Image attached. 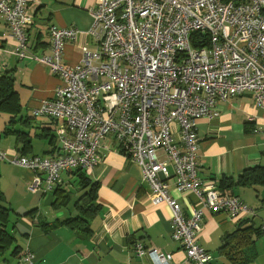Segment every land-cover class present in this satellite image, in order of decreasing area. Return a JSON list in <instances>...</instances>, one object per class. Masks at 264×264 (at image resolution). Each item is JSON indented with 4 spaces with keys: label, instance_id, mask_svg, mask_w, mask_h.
I'll return each mask as SVG.
<instances>
[{
    "label": "built area",
    "instance_id": "1",
    "mask_svg": "<svg viewBox=\"0 0 264 264\" xmlns=\"http://www.w3.org/2000/svg\"><path fill=\"white\" fill-rule=\"evenodd\" d=\"M96 39L80 46L81 62H61L66 41L76 27H49V54L30 50L26 29L32 21L27 0H0V16L13 38L15 54L45 65L61 80L53 97L35 115L66 118L56 131L60 146L52 156L27 157L0 149V159L32 172L29 192H51L62 173L90 169L101 159V142L142 167L149 194L172 211L171 238L184 253L182 264H210L199 243L206 210L231 217L253 213L238 196L198 175L197 122L218 114L216 104L245 91L264 101V0H96L90 9ZM199 41V42H198ZM201 46H194L195 44ZM174 171L180 193L192 192L189 215L163 179ZM137 264H180L173 254L134 244ZM20 264H36L24 248Z\"/></svg>",
    "mask_w": 264,
    "mask_h": 264
},
{
    "label": "crops",
    "instance_id": "2",
    "mask_svg": "<svg viewBox=\"0 0 264 264\" xmlns=\"http://www.w3.org/2000/svg\"><path fill=\"white\" fill-rule=\"evenodd\" d=\"M95 6L96 0H27V11L32 16L26 29L31 52L50 53L51 25L73 26L81 33L76 40L66 41L61 62L66 66L79 64L80 46L93 48L97 43L88 33L93 22L90 9ZM15 44L0 16V74L7 69L14 70V87L21 104L14 129L25 133L31 143L30 151L23 155L52 156L60 146L56 131L65 128L67 120L35 115L34 110L43 100L54 96L61 80L45 65L16 56ZM216 110L215 117L201 118L197 122L198 175L204 180H214L218 188L224 177H230L234 185L228 189L248 206L258 207L255 216L243 212L231 217L221 211H205L198 241L211 254L210 264H229L219 252L224 233L231 232L242 221H253L255 226L256 220H259L258 226L264 222V203L261 202L264 187L235 184L245 169L264 166V101L259 104L252 91H245L219 100ZM9 118L10 115L0 112V149L11 155L21 154L17 135L4 133ZM113 143L112 135L102 140L101 161L90 169L82 168L91 180L99 182L96 192L99 210L90 222V235L62 223L64 219L78 215L73 204L80 192L72 170L62 173L63 183L57 186L68 193L65 206L55 204L54 191L44 192V185L34 195L25 192L24 186L32 178V172L22 166L11 163L14 167L10 179L14 187L10 194L6 195V187L0 178L4 205L19 214L35 209L33 215L17 219L13 232L17 244L34 253L36 264H137L136 242L146 248L170 252L173 262L182 264L184 253L180 244L171 238V208L149 194L148 186L142 180V167L116 151ZM3 173L4 165H0V177ZM163 179L168 184L169 194L177 200L185 215H189L196 202L195 195L176 189L171 165ZM143 261L151 264L148 257H143Z\"/></svg>",
    "mask_w": 264,
    "mask_h": 264
},
{
    "label": "trees",
    "instance_id": "3",
    "mask_svg": "<svg viewBox=\"0 0 264 264\" xmlns=\"http://www.w3.org/2000/svg\"><path fill=\"white\" fill-rule=\"evenodd\" d=\"M198 42L197 44L194 43V46H201ZM14 83L13 69L4 70L0 74V112L10 115L8 127L5 128L4 133L17 135L21 142L22 152L18 155L21 156L30 151L31 143L30 140L25 138L27 136L25 133L14 129V125L17 123L15 117L20 114L21 110L19 94L14 87ZM27 119L30 121L29 118ZM72 171V174L77 177L78 191L80 192V195L73 204L78 215L75 217L70 216L64 219L62 223L69 225L72 229H77L80 233L83 232L90 235V222L99 210V204L96 202V192L99 188V182L91 180L82 168H75ZM235 184L239 186L264 187V166L259 165L245 169ZM233 185L234 181L230 177H224V180L220 182L221 187L219 188L220 190L231 192L228 188ZM53 191L56 195L55 204L58 206L67 205L68 193L60 187H57ZM3 199V194L0 189V264H20L19 259L24 248L17 244L16 236L13 232V225H15L18 218L33 215L35 209L19 214L9 206L4 205ZM261 202L264 203V200H261ZM252 209L254 212L251 215L255 216L257 212L256 208ZM56 222L61 223L60 221ZM263 226L264 224L262 226H255L253 221H250V223H244L242 221L234 230L224 233L219 252L226 257L229 264H251L257 256L255 244L256 240L263 234Z\"/></svg>",
    "mask_w": 264,
    "mask_h": 264
},
{
    "label": "rangeland",
    "instance_id": "4",
    "mask_svg": "<svg viewBox=\"0 0 264 264\" xmlns=\"http://www.w3.org/2000/svg\"><path fill=\"white\" fill-rule=\"evenodd\" d=\"M0 165H4V173H3V175H1L0 178L3 181L4 188L6 187V195H7V194L11 193V190H13V187H14V184H13L12 180L10 179V174L13 171L12 167H14V166H12V164L10 162L2 160V159H0ZM14 165H16V164H14ZM19 180L20 179L18 176V181ZM24 190H25V192L29 193L30 195H34L32 192H29L27 190L26 185L24 186ZM252 208H255V207H252ZM256 209H258V207ZM258 223H259V220H256L255 224L257 226H258ZM263 224H264V222H263ZM255 247H256V250L258 252H257V259L255 260V263H253V264H261L262 262H264V232H263L262 236L256 240Z\"/></svg>",
    "mask_w": 264,
    "mask_h": 264
}]
</instances>
